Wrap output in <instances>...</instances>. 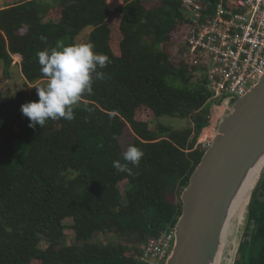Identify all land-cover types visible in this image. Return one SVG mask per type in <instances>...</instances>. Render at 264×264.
<instances>
[{
  "label": "trees",
  "instance_id": "trees-1",
  "mask_svg": "<svg viewBox=\"0 0 264 264\" xmlns=\"http://www.w3.org/2000/svg\"><path fill=\"white\" fill-rule=\"evenodd\" d=\"M4 1L2 71L8 74L17 58L26 84L0 102V264H142L141 245L175 225L181 191L205 151L197 139L210 117L206 72L180 50L195 23L176 0H58L48 9L39 0ZM87 27L94 51L111 61L97 68L104 79H94L92 93L72 106V121L29 127L20 106L38 96L28 83L48 80L38 53L65 37L76 44ZM195 71L202 75L192 83ZM142 112L189 126L158 122L152 130L137 118ZM128 128L129 144L144 153L137 166L129 164L133 176L113 167L125 163L121 138ZM259 195L234 264H264V181ZM67 219L75 234L70 243Z\"/></svg>",
  "mask_w": 264,
  "mask_h": 264
},
{
  "label": "water",
  "instance_id": "water-1",
  "mask_svg": "<svg viewBox=\"0 0 264 264\" xmlns=\"http://www.w3.org/2000/svg\"><path fill=\"white\" fill-rule=\"evenodd\" d=\"M0 0V6L4 5ZM184 13L196 22L198 15ZM263 164L247 198L248 216L264 181V74L222 114L210 144L180 194L181 213L165 264H215L232 208ZM234 264V262H233Z\"/></svg>",
  "mask_w": 264,
  "mask_h": 264
},
{
  "label": "built area",
  "instance_id": "built-area-1",
  "mask_svg": "<svg viewBox=\"0 0 264 264\" xmlns=\"http://www.w3.org/2000/svg\"><path fill=\"white\" fill-rule=\"evenodd\" d=\"M176 1L198 15L185 32L180 50L187 63L206 72L207 103L212 104L209 124L197 139L206 149L221 115L264 74V0ZM174 239L173 227L151 237L141 245L139 261L165 264Z\"/></svg>",
  "mask_w": 264,
  "mask_h": 264
},
{
  "label": "clouds",
  "instance_id": "clouds-1",
  "mask_svg": "<svg viewBox=\"0 0 264 264\" xmlns=\"http://www.w3.org/2000/svg\"><path fill=\"white\" fill-rule=\"evenodd\" d=\"M94 47L91 42L65 45L58 41L54 48L38 53V63L48 82L36 89L38 100L20 106L22 115L29 120V127H42L49 119L72 121L75 118L72 105L83 94L92 93L94 79L103 80L105 76L97 68L103 69L111 62L107 55L96 53ZM143 155L141 149L129 144L123 153L125 163L117 160L113 162V167L118 172L133 176L129 164L137 166Z\"/></svg>",
  "mask_w": 264,
  "mask_h": 264
},
{
  "label": "rangeland",
  "instance_id": "rangeland-1",
  "mask_svg": "<svg viewBox=\"0 0 264 264\" xmlns=\"http://www.w3.org/2000/svg\"><path fill=\"white\" fill-rule=\"evenodd\" d=\"M17 1L19 2L22 0H17ZM39 3L42 5L43 9L44 8L48 9L49 7L56 6L58 4V0H39ZM187 11L192 12V14H193V11H191V10L190 11L187 10ZM118 22H119L118 18L116 19L115 17H114L112 22L110 21L112 27H114V24H116L115 26H118ZM91 31H92L91 27L85 28L79 34V36H77L75 38V43L76 44L88 43V35ZM59 41H62L65 45H68V43H69L68 37L61 38ZM16 61L17 60L14 58L13 62H15V64L12 63V67L9 70L8 74H5L4 71H2L4 65H3V62H0V102L14 98L16 96V94L22 88H24V86L26 84L25 79L23 78V76L20 72L19 66L16 65V63H17ZM201 75H202V72H196L195 71L192 83H194L198 79H201ZM47 82H48V80H39V81H35L31 84L28 83L29 88H27V89L30 92H33L37 95L36 89L46 86ZM208 104H209V106H211L212 103L208 102ZM208 104H206V105H208ZM72 106L73 107L81 106L80 100ZM144 113H146V112L139 113L137 115V118L140 119L141 121H143V120L147 121L149 123V128L152 130H155L158 122L165 125V126H170L174 129H182V128L189 126L188 120H185V119L172 118L169 116H162V117L157 118V120H156L155 118H153L152 114L145 115ZM219 113H220V111H218V115H219ZM219 119H218V121H219ZM218 121L216 122V127L213 130L214 132L217 128ZM211 132H212L211 130L206 129V133H211ZM129 134H130V130L128 128V130H126L124 136L121 138V145H122V148L124 151H126L128 144L131 141V135H129ZM125 184H126V182H122L119 184V189H120V191L124 197H125V191L127 190V186ZM262 184H263V182L260 184L261 186L256 190L257 191L256 197H258V195L260 193V189L262 187ZM260 196L261 195H259V197ZM247 212H248V205L246 204L244 210L240 213L239 217L236 219V222H235V233L237 234V238H236V241H235V244L233 247V250H234L233 258L235 257L233 259V262L239 257L238 248H239L240 243L243 241V238L245 237L246 232H248V231L250 232L252 229V223H249V216H248ZM233 221H234V218L231 220L230 224L233 223ZM64 223L66 226L65 234L67 235L68 243H70L72 241L74 235H75L73 229L70 227L72 224V220L67 219V220H65ZM96 239L99 241H106L107 239L111 240L112 237H111V235H109L108 238L100 235V236L96 237ZM233 262H232V264H233Z\"/></svg>",
  "mask_w": 264,
  "mask_h": 264
},
{
  "label": "bare ground",
  "instance_id": "bare-ground-1",
  "mask_svg": "<svg viewBox=\"0 0 264 264\" xmlns=\"http://www.w3.org/2000/svg\"><path fill=\"white\" fill-rule=\"evenodd\" d=\"M262 168L263 164L258 167V169H256V171L252 174L251 178L242 189L240 196L237 198L232 208L230 218H234V221L231 224H227L226 228L223 231L220 246L221 249L217 256L215 264H232L233 259L235 258H233V247L237 238V234L235 233V222L236 219L239 217L240 213L244 210L245 205L247 204V198L249 197L250 193L254 190L257 179L261 175Z\"/></svg>",
  "mask_w": 264,
  "mask_h": 264
}]
</instances>
